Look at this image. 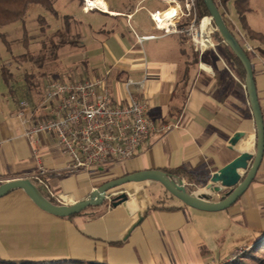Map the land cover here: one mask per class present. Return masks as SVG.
Instances as JSON below:
<instances>
[{
	"label": "crops",
	"instance_id": "obj_1",
	"mask_svg": "<svg viewBox=\"0 0 264 264\" xmlns=\"http://www.w3.org/2000/svg\"><path fill=\"white\" fill-rule=\"evenodd\" d=\"M104 1L108 12H101L113 20L111 27L101 30L108 36L101 45L106 65L97 75L81 80L105 78L118 104L128 103V80L141 84L132 87L133 95L147 104V116L159 132L127 162L72 171L56 136L42 134L37 146L24 136L17 118L19 104L7 94L0 98V185L25 178L36 181L31 177L44 166L48 172L47 187L42 189L46 198L57 204H74L129 174L180 168L195 174L192 181L180 178L196 189L195 195L208 194L219 201L211 177L244 153L254 156L258 137L245 77L231 49L218 40L214 50L199 56L185 36H163L149 14L171 7V0H154L162 4L154 9L146 7L153 0H129L125 10L110 9ZM216 1L240 45L243 34L254 48L248 55L264 118V45L247 35L234 0L225 5ZM250 8L247 25L264 35V0H250ZM139 11L146 15L138 17ZM146 35L158 38L138 40ZM49 82L31 102L38 109V118L48 111L44 100ZM203 184L207 185L200 188ZM146 186L130 183L111 191L127 193V207H114L107 200L72 218L42 211L23 190L10 192L0 199V261L223 264L235 252L264 238V158L245 194L220 212L199 211L174 199L159 203ZM168 207L176 209L166 210Z\"/></svg>",
	"mask_w": 264,
	"mask_h": 264
},
{
	"label": "built area",
	"instance_id": "obj_2",
	"mask_svg": "<svg viewBox=\"0 0 264 264\" xmlns=\"http://www.w3.org/2000/svg\"><path fill=\"white\" fill-rule=\"evenodd\" d=\"M170 3L172 6L166 10L150 12L155 29L163 36L179 34L187 37L199 56L214 50L216 29L210 16L199 17L198 0H171ZM83 4L86 13L102 11L91 0H85ZM205 19H209V24L203 30ZM240 37L244 50L254 53L245 36L240 34ZM157 38L156 35L138 36L140 42ZM139 85L128 80L125 83L128 103L118 104L110 95L105 78L68 82L52 80L45 89L47 114L38 118V109L29 101L22 100L17 118L24 128V136L34 146L42 134L56 136L70 159L69 169L72 171L91 169L108 162H127L141 145L159 132L147 116V104L133 95L132 87ZM47 173L44 166H40L31 178L40 186L47 187Z\"/></svg>",
	"mask_w": 264,
	"mask_h": 264
},
{
	"label": "rangeland",
	"instance_id": "obj_3",
	"mask_svg": "<svg viewBox=\"0 0 264 264\" xmlns=\"http://www.w3.org/2000/svg\"><path fill=\"white\" fill-rule=\"evenodd\" d=\"M84 1L51 0L60 15L57 20L51 18V14L43 7L34 5L26 15L25 25L18 22L1 29L10 43L11 52L0 39V98L10 94L15 103L19 104L20 100L31 103L37 100L48 81H79L90 75H97L100 67L106 65L101 45L108 36L101 30L111 27L113 20L108 14L105 15L98 10L85 13ZM106 1L110 9L125 10L129 0ZM146 7L154 9L162 7V4L153 0L148 2ZM229 9L233 13L236 12L235 8ZM138 14L141 18L146 12L139 11ZM40 15L46 17L49 24L45 31H41L38 25ZM24 29L29 33L27 47L23 40ZM216 32L213 35L214 44L218 41ZM3 68H7L12 74L13 92L9 91L4 81ZM144 184L147 185L144 189H148V194H154L157 202L173 200L161 184L154 182ZM174 201L181 203L176 198Z\"/></svg>",
	"mask_w": 264,
	"mask_h": 264
},
{
	"label": "water",
	"instance_id": "obj_4",
	"mask_svg": "<svg viewBox=\"0 0 264 264\" xmlns=\"http://www.w3.org/2000/svg\"><path fill=\"white\" fill-rule=\"evenodd\" d=\"M203 1L209 11L216 31L239 59L245 70V85L258 136L256 154L254 156L244 153L211 177L210 183L215 186L213 191L219 196V201L215 202V199L208 194L195 195L190 193L183 180H171L161 170L136 172L108 182L94 190L87 199L74 204H53L27 178L11 180L1 184L0 199L14 190H23L42 211L58 218H69L85 212L90 207L100 206L107 200H111L114 207L120 205L127 207L130 201L128 194L112 193L111 191L130 183L155 182L161 184L169 194L180 200L184 205L199 211L220 212L232 207L248 190L262 164L264 158V118L258 99L253 66L247 52L227 26L216 2L214 0Z\"/></svg>",
	"mask_w": 264,
	"mask_h": 264
},
{
	"label": "trees",
	"instance_id": "obj_5",
	"mask_svg": "<svg viewBox=\"0 0 264 264\" xmlns=\"http://www.w3.org/2000/svg\"><path fill=\"white\" fill-rule=\"evenodd\" d=\"M220 9V5L217 3L216 0H214ZM222 5H225L230 0H220ZM235 6L237 9V13L239 15V20L242 24L243 29L246 31L247 35L255 40H258L264 44V35L254 32L249 28L246 21V15L251 11L250 8V0H234ZM41 6L43 7L49 14H51L55 19H58L60 17L59 13L55 10L51 0H0V39L7 47L8 51L11 52L10 43L7 39V37L1 32V29L5 26L21 22L25 25V18L29 11V9L32 6ZM198 12L199 17H205L210 16L208 9L206 8L203 0H198ZM223 18L225 19V15L222 12L221 13ZM38 25L41 28V31H45L46 27L49 26L47 18L40 15L38 17ZM227 23V22H226ZM228 26V25H227ZM229 27V26H228ZM233 34L234 32L231 31ZM216 38L223 42L222 37L218 32H216ZM235 36V34H234ZM23 40L24 45L27 47L29 42V33L24 29L23 34ZM228 47V46H227ZM229 48V47H228ZM230 49V48H229ZM230 53L234 60L239 64L243 77H246L245 70L239 61V59L233 54V52L230 50ZM248 54V53H247ZM261 55L264 58V50L261 51ZM249 56V55H248ZM2 76L4 78V81L6 85L9 88L10 92H13L11 80H12V74L9 72L7 68L2 69ZM171 180H178L182 177H184L188 181H192L195 174L185 171L184 169H168L164 170ZM31 182L39 189L41 194L46 198L44 195L42 189L43 186H40L36 181L31 180ZM208 184V183H207ZM207 184L201 185L200 188L205 187ZM186 188L189 190L190 193H193L196 191L194 188H192L189 185H185ZM192 188V189H191ZM170 197L172 199H175L170 194ZM47 199V198H46ZM49 200V199H47ZM50 201V200H49ZM51 202V201H50ZM53 203V202H52ZM56 205H59L57 203H53ZM154 207L157 209L159 206L154 205ZM166 210H174L176 207H168L165 208ZM86 212V211H85ZM85 212L79 214L82 215ZM75 215V216H79ZM72 216V217H75ZM69 217V218H72ZM0 264H100V263H94V262H85V261H76V260H51V261H41V262H33V261H0ZM223 264H264V238L252 246L245 248L241 250L240 252H237L234 256H232L228 261L224 262Z\"/></svg>",
	"mask_w": 264,
	"mask_h": 264
},
{
	"label": "bare ground",
	"instance_id": "obj_6",
	"mask_svg": "<svg viewBox=\"0 0 264 264\" xmlns=\"http://www.w3.org/2000/svg\"><path fill=\"white\" fill-rule=\"evenodd\" d=\"M91 2L95 7L101 9L104 12H108V5L104 0H91ZM208 24H209V19H205L202 24L203 30L207 29ZM194 193L195 192H193L192 194Z\"/></svg>",
	"mask_w": 264,
	"mask_h": 264
}]
</instances>
